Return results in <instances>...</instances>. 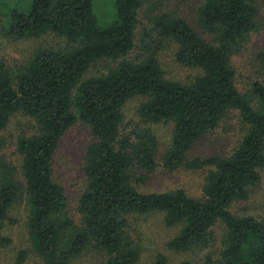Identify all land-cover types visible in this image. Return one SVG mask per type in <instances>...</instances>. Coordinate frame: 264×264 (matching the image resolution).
<instances>
[{
    "label": "trees",
    "instance_id": "obj_1",
    "mask_svg": "<svg viewBox=\"0 0 264 264\" xmlns=\"http://www.w3.org/2000/svg\"><path fill=\"white\" fill-rule=\"evenodd\" d=\"M102 1L30 0L27 10L16 7L9 13L6 33L13 38L54 32L77 45L39 50L17 76L0 62V128L18 111L35 117L39 126L36 134L19 140L26 186L13 177L0 183V246L11 243L1 229L25 191L32 244L44 264H71L90 246L105 252L103 264H137L140 250L129 235L128 218L152 211L165 212L170 227L181 225L169 242L173 249L209 246L212 228L221 221L227 235L220 263L264 264V220L236 216L229 209L248 199L264 169V83L253 84L254 106L240 92L232 64L235 47L257 29V1H203L199 22L216 43L183 18H157L159 33L178 43L177 60L199 71L190 83L167 78L155 55L141 62L123 59L106 74L80 82L93 63L124 58L135 46L141 0H109L114 12L107 20L97 13ZM135 96L144 98L138 108L142 121L174 123L164 168H209L200 198L182 188L147 193L136 187L135 181L145 182L144 175L157 167L158 142L150 127L125 131L123 107ZM230 109L248 125L237 148L228 156L189 160L192 145ZM77 121L89 124L96 137L87 149L79 223L68 215L64 188L52 170L60 138ZM25 258L20 253L17 264ZM153 264H168V258L159 253Z\"/></svg>",
    "mask_w": 264,
    "mask_h": 264
},
{
    "label": "rangeland",
    "instance_id": "obj_2",
    "mask_svg": "<svg viewBox=\"0 0 264 264\" xmlns=\"http://www.w3.org/2000/svg\"><path fill=\"white\" fill-rule=\"evenodd\" d=\"M204 0H141L138 23L135 29V46L121 59H101L93 63L80 82L94 76L106 74L123 60L141 62L155 55L166 77L185 83L192 82L199 71L180 63L176 58L178 43L171 37L162 36L156 28V20L161 15H173L185 19L206 40L216 43L215 35L208 32L199 22V9ZM259 9L257 29L236 46L232 54V64L236 70V82L240 92L246 95L254 106L252 87L255 82L264 83V0H256ZM30 0H0V62H3L17 76L39 50H68L77 45L54 32L39 37L13 38L6 33L9 13L13 8L27 10ZM114 12L113 2L104 0L97 5V13L102 19H109ZM143 97L130 98L123 107V127L131 131L135 127H150L157 138V167L145 176L146 181H135L139 190L147 193L166 192L178 188L189 195L200 198L209 168L190 169L181 166L175 170L164 168V159L171 144L174 123H145L138 116V108ZM35 117L18 111L8 124L0 128V183L13 177L26 186L23 171V154L19 150V140L38 132ZM248 131V125L241 119L236 109H230L218 125L198 139L187 153V158H208L228 156L239 145ZM96 141L91 127L83 121L75 122L60 138L59 146L52 161L53 178L64 188L67 197L66 211L76 222L81 221L79 200L87 186L85 173L87 149ZM261 181L249 188L247 200L235 201L229 209L236 216H253L264 220V169ZM30 205L25 191H22L9 209L1 233L11 240L9 245L0 246V264H17L20 253L25 252L23 264H44L35 250L28 228ZM129 235L139 248L137 264H153L155 257L163 253L168 264H221V252L225 247L227 228L219 221L212 228L209 246H192L187 250H176L169 242L180 231L181 225L168 226L165 212L133 213L128 218ZM105 252L90 246L71 264H103Z\"/></svg>",
    "mask_w": 264,
    "mask_h": 264
}]
</instances>
